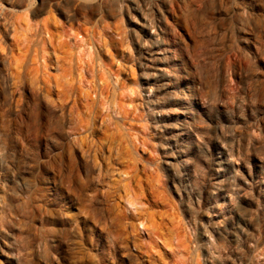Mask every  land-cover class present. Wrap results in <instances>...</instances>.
<instances>
[{
  "label": "rangeland",
  "instance_id": "374dc122",
  "mask_svg": "<svg viewBox=\"0 0 264 264\" xmlns=\"http://www.w3.org/2000/svg\"><path fill=\"white\" fill-rule=\"evenodd\" d=\"M0 264H264V0H0Z\"/></svg>",
  "mask_w": 264,
  "mask_h": 264
},
{
  "label": "bare ground",
  "instance_id": "6f19581e",
  "mask_svg": "<svg viewBox=\"0 0 264 264\" xmlns=\"http://www.w3.org/2000/svg\"><path fill=\"white\" fill-rule=\"evenodd\" d=\"M80 61H81V60H80ZM66 68H67V67H66ZM84 68H85V67H84ZM70 69H71V68H70ZM66 71H67V69H66ZM70 75H71V74H70ZM78 75H79V74H78ZM64 76H66V78H68L69 74L66 75V73H65ZM68 79H70V77H69ZM66 80H67V79H66ZM66 80H65V81H66ZM68 84H69V83H68ZM104 86H105V85H104ZM88 89H89V88H88ZM89 91H90V90H89ZM79 92H80V91H79ZM100 96H101V95H100ZM85 98H86V97H85ZM101 101H102V100H101ZM101 101H100V102H101ZM86 103H87V102H86ZM91 106H92V104H91ZM101 112H102V111H101ZM75 113H76V112H75ZM76 115H77V113H76ZM76 115H75V116H76ZM99 115H100V114H99ZM108 116H109V115H108ZM81 121H83V120H81ZM80 125H81V124H80Z\"/></svg>",
  "mask_w": 264,
  "mask_h": 264
}]
</instances>
